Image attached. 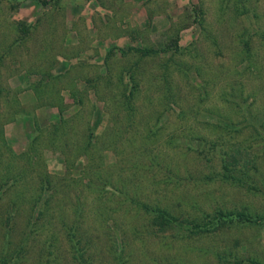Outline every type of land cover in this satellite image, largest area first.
<instances>
[{
  "label": "rangeland",
  "instance_id": "obj_1",
  "mask_svg": "<svg viewBox=\"0 0 264 264\" xmlns=\"http://www.w3.org/2000/svg\"><path fill=\"white\" fill-rule=\"evenodd\" d=\"M74 223L91 264H264V0H0V264H79Z\"/></svg>",
  "mask_w": 264,
  "mask_h": 264
},
{
  "label": "trees",
  "instance_id": "obj_2",
  "mask_svg": "<svg viewBox=\"0 0 264 264\" xmlns=\"http://www.w3.org/2000/svg\"><path fill=\"white\" fill-rule=\"evenodd\" d=\"M44 4H46L44 2ZM174 47V46H173ZM172 47L170 48L169 47V50H171ZM166 51L168 50L165 49ZM155 53L154 51H146L145 53L148 54V53ZM134 80V77H132V81ZM131 96L133 97L134 96V93H131ZM131 100V98H130ZM222 144H224V141H221ZM229 154L227 153L225 155V158H223V168L224 170L227 172V174H224V173H219L218 174V177L219 178H223V179H226L227 181H242L246 174H247V170H245L246 166L244 165L242 167V170L240 172L241 175L243 176V178L241 177H237L235 176V172H236V169L234 168L236 166V164L238 163V161L234 162L233 163V160H232V157L228 156ZM213 174V173H212ZM229 174V175H228ZM215 176V175H214ZM217 177V176H216ZM231 179V180H229ZM244 182V180L242 181ZM47 190H50V189H45L44 188V192L42 193H45ZM78 209H76L78 211V213H81V210H80V207H77ZM140 208L141 210H143L144 214H146L147 216H151L153 217L154 216V219L156 221L155 225L157 227H159V229H164L172 224H174L175 222V217L173 214V212H171L170 210L169 211H165L163 210V208L161 209L160 207H157L153 204H149V203H142L140 205ZM76 211V213H77ZM173 213V214H172ZM241 217H244V215L242 213H234V212H228L227 214L226 213H223V211H217V213L214 215V218H211V220H209L206 224L204 225H198L197 226V230L199 233H202V232H209L211 229L215 228L217 229V226L221 223V222H231V221H234V220H238L240 219ZM31 226V225H30ZM32 227V226H31ZM70 229V230H69ZM9 230H12V229H9ZM8 230V234L6 236V241H7V244L10 246L11 248V245H14L12 240H11V236H10V231ZM68 239L67 241L71 244V248H72V260L74 258L75 261H78L77 263L79 264H91L92 260H91V255L88 253L87 250L83 249L82 246H81V237H79L78 235V231H79V224L77 223H74L71 227L68 228Z\"/></svg>",
  "mask_w": 264,
  "mask_h": 264
}]
</instances>
